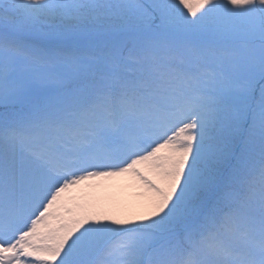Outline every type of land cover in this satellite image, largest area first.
Returning <instances> with one entry per match:
<instances>
[{
  "label": "snow or ice",
  "instance_id": "6c2138e0",
  "mask_svg": "<svg viewBox=\"0 0 264 264\" xmlns=\"http://www.w3.org/2000/svg\"><path fill=\"white\" fill-rule=\"evenodd\" d=\"M0 264H264V0H0Z\"/></svg>",
  "mask_w": 264,
  "mask_h": 264
}]
</instances>
